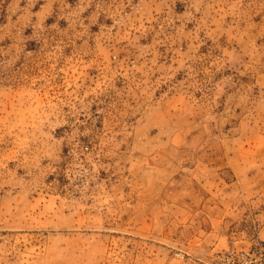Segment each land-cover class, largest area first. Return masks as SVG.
<instances>
[{
    "label": "rangeland",
    "instance_id": "374dc122",
    "mask_svg": "<svg viewBox=\"0 0 264 264\" xmlns=\"http://www.w3.org/2000/svg\"><path fill=\"white\" fill-rule=\"evenodd\" d=\"M258 237L264 0H0V264Z\"/></svg>",
    "mask_w": 264,
    "mask_h": 264
},
{
    "label": "built area",
    "instance_id": "2783aa9c",
    "mask_svg": "<svg viewBox=\"0 0 264 264\" xmlns=\"http://www.w3.org/2000/svg\"><path fill=\"white\" fill-rule=\"evenodd\" d=\"M180 264H264V238L234 242L225 249L200 257L186 251H176Z\"/></svg>",
    "mask_w": 264,
    "mask_h": 264
},
{
    "label": "bare ground",
    "instance_id": "6f19581e",
    "mask_svg": "<svg viewBox=\"0 0 264 264\" xmlns=\"http://www.w3.org/2000/svg\"><path fill=\"white\" fill-rule=\"evenodd\" d=\"M177 251H181V250H177Z\"/></svg>",
    "mask_w": 264,
    "mask_h": 264
}]
</instances>
